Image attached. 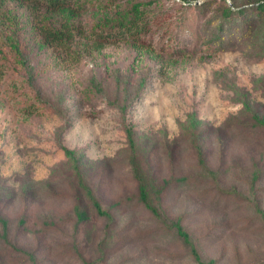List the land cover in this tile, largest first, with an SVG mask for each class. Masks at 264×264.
<instances>
[{
    "label": "rangeland",
    "instance_id": "rangeland-1",
    "mask_svg": "<svg viewBox=\"0 0 264 264\" xmlns=\"http://www.w3.org/2000/svg\"><path fill=\"white\" fill-rule=\"evenodd\" d=\"M63 1L0 0V264H264V0Z\"/></svg>",
    "mask_w": 264,
    "mask_h": 264
},
{
    "label": "trees",
    "instance_id": "trees-1",
    "mask_svg": "<svg viewBox=\"0 0 264 264\" xmlns=\"http://www.w3.org/2000/svg\"><path fill=\"white\" fill-rule=\"evenodd\" d=\"M20 1L21 2H29V3H41V4H44L47 8H53V10L60 9L61 7H67V6L70 5V4L66 5V3L64 1L62 3H60L61 0H20ZM61 4H63L64 6L60 7ZM252 4L253 5H251L250 7L252 9H254L255 12H257V13L261 12L262 13V11H264V4L260 3V1H254ZM140 6H142V4L136 5V10H138V8ZM67 9H68V7H67ZM45 32H46L45 35L47 36L48 39H51V40H56L57 39V35H55L54 33H48V30L45 31ZM65 153L68 156L71 155V153H69L67 151H65ZM138 192H139V199H140L141 203L149 211H151L152 214L157 215V212L152 207H150L148 205L147 197H146L145 190H144V186L141 184L140 181H139V185H138ZM93 204H94V208H95L97 214H99L101 216H104V217L106 216L107 218H109V215L106 214L105 212L101 211L100 206L96 202H94ZM80 217H82V216L80 215ZM171 227L175 230L176 235L182 241V243L189 249L190 254L192 255L194 261L197 264H215V261H213V260H210V261H208L206 263H203L201 261V258H200V255L198 253V250L196 249L195 245L191 241V238H190L189 234L184 230L183 226L181 225L180 220L173 221L171 223Z\"/></svg>",
    "mask_w": 264,
    "mask_h": 264
},
{
    "label": "water",
    "instance_id": "water-1",
    "mask_svg": "<svg viewBox=\"0 0 264 264\" xmlns=\"http://www.w3.org/2000/svg\"><path fill=\"white\" fill-rule=\"evenodd\" d=\"M229 5H231V3L229 1H227Z\"/></svg>",
    "mask_w": 264,
    "mask_h": 264
}]
</instances>
